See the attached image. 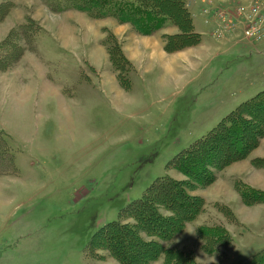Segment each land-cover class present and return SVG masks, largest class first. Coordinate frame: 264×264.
I'll return each instance as SVG.
<instances>
[{
    "label": "rangeland",
    "instance_id": "rangeland-1",
    "mask_svg": "<svg viewBox=\"0 0 264 264\" xmlns=\"http://www.w3.org/2000/svg\"><path fill=\"white\" fill-rule=\"evenodd\" d=\"M46 1L14 0L0 20V45L7 38L18 49L13 64L0 61V129L16 162L14 169L0 161V264H123L104 241L89 253L90 237L108 221L132 223L119 211L163 175L204 203L175 243L194 240L202 223L225 226L233 239L218 253L198 248L199 264H236L264 248V202L248 205L236 189L239 182L264 189V167L255 163L264 158V135L256 145L245 132L209 144L200 167L216 177L205 185L169 163L264 90V43L246 36L236 12L250 0H189L199 36L167 46L176 26L144 35L116 18L57 12ZM29 17L41 27L31 38L20 30ZM109 31L128 59L121 70L102 42ZM21 79L53 90L27 102ZM253 108L264 117V100Z\"/></svg>",
    "mask_w": 264,
    "mask_h": 264
},
{
    "label": "trees",
    "instance_id": "trees-1",
    "mask_svg": "<svg viewBox=\"0 0 264 264\" xmlns=\"http://www.w3.org/2000/svg\"><path fill=\"white\" fill-rule=\"evenodd\" d=\"M13 1L0 0V20L7 15V12L13 6ZM49 1L55 4L56 7L53 8L57 12L75 9L84 11L94 17H113L121 23H129L137 32L144 35H151L176 26L179 28V32L165 35L167 37L166 46L174 41L176 42V38L190 41L197 39L199 36L194 27L189 0ZM24 26H26V29ZM40 29L41 27L35 22V19L30 17L26 20L25 25L20 26L21 32L27 33L29 38ZM12 33H14V30L11 31L9 37ZM114 38L113 32L109 31L102 38V42L109 54L110 61L116 65L118 70H121L128 59L122 47ZM6 40L0 45V61H2L1 64L7 66L13 64L14 61L9 60V58L18 49L15 43ZM260 100H264V90L240 103L205 137L196 140L186 149L176 154L169 163L172 162L174 166L180 167L189 177L193 176L192 183L194 184L201 183L205 185L210 183L216 175L213 176L212 173V175L204 174V168L200 167L203 164L202 162L209 158L208 152H206L209 144L220 138L224 141H217L216 144L220 145L221 142L225 144L229 136L234 138V135H232L234 132H239L240 135L245 132L247 141L251 139L255 145L258 143L259 138L263 137L264 126H256L254 121V118L260 120L263 116L252 112L253 107ZM4 135L5 132L0 129V137L3 139V142L0 140V161H9L15 169V156L10 141L3 138ZM7 146H9V150ZM2 155L4 157L1 159ZM255 163L264 167V158L257 159ZM214 166L219 170L221 169V166ZM236 189L242 200L248 205L264 202V189L244 182H239ZM201 201L197 196L190 197L189 194H185L177 180L166 175L157 177L141 197L129 202L122 208V211H119V213L123 212L126 216H131L134 221L132 223H122V220L118 219L103 224L90 237L87 244L89 253L97 252L100 249L98 247L99 242L104 241L109 251L123 264H152L161 254L164 256L161 264H199L196 259L198 248L212 254V252L218 253L219 249L227 248L233 244L228 229L215 223H202L196 226L195 239L190 242L182 244L174 242L172 237L184 230L186 225L202 211L204 203H201ZM224 208L231 212L228 205H224ZM160 209L167 212L162 213ZM142 232L147 233L152 238L145 240ZM167 241H169V245L165 244ZM241 259L236 264H264V248Z\"/></svg>",
    "mask_w": 264,
    "mask_h": 264
},
{
    "label": "built area",
    "instance_id": "built-area-1",
    "mask_svg": "<svg viewBox=\"0 0 264 264\" xmlns=\"http://www.w3.org/2000/svg\"><path fill=\"white\" fill-rule=\"evenodd\" d=\"M236 12L241 18L240 21L245 25L244 32L246 36L255 43L264 42V0H250L248 6L241 5ZM223 22H226L225 18ZM229 27L230 24L228 21V24H226L227 30Z\"/></svg>",
    "mask_w": 264,
    "mask_h": 264
},
{
    "label": "crops",
    "instance_id": "crops-1",
    "mask_svg": "<svg viewBox=\"0 0 264 264\" xmlns=\"http://www.w3.org/2000/svg\"><path fill=\"white\" fill-rule=\"evenodd\" d=\"M23 3L21 2V5H22ZM19 8H17V10H18ZM15 10V8H13V11ZM16 10V11H17ZM13 11H11V14H12V12ZM66 11H68V10H66ZM79 13H81V14H83V12H80L79 11ZM10 14V15H11ZM64 14V13H63ZM22 19H24V15H23V17H21ZM78 20V19H77ZM193 23H194V18H193ZM195 30H196V28H195ZM50 31V30H49ZM197 32H200V31H198V30H196ZM67 33H68V31H67ZM49 34H52V35H54V37H56L60 42H61V44L64 46V47H66V48H70V46L68 45V44H66L65 45V40L64 39H61L60 37H61V34L59 33V34H56V32L54 33V32H52V31H50L49 32ZM58 35V36H57ZM262 43H264V42H262ZM25 57V56H24ZM46 74V73H45ZM22 78H29V76H27V77H25V76H23ZM31 81L30 80H25V79H21V81H20V85H22V88H23V91H24V93L22 94L23 96H24V98H25V100L28 102V101H31V103L34 101V100H36V101H39V100H41V101H43V100H45V96H48L50 93H51V90H53L51 87H50V83H48V82H46L45 84L43 83V85H42V88L41 89H38V86L36 87V88H34V86H33V84L32 83H30ZM53 86V85H52ZM10 87V86H9ZM60 91L61 92H63V90L62 89H60ZM59 91V93H61ZM53 94V93H52ZM255 186H257V185H255ZM259 187V186H258ZM263 188V187H262ZM247 207V206H246ZM249 208V207H248ZM238 214H239V212H238Z\"/></svg>",
    "mask_w": 264,
    "mask_h": 264
}]
</instances>
